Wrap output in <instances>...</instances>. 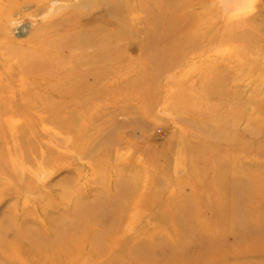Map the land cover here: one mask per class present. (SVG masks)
<instances>
[{"label":"rangeland","instance_id":"1","mask_svg":"<svg viewBox=\"0 0 264 264\" xmlns=\"http://www.w3.org/2000/svg\"><path fill=\"white\" fill-rule=\"evenodd\" d=\"M137 4L111 0V16ZM150 6L153 41L111 25L106 96L88 114L64 98L15 112L39 86L2 76L0 264H264V0ZM31 7L12 14L16 42L48 19ZM37 241L55 243L18 253Z\"/></svg>","mask_w":264,"mask_h":264},{"label":"bare ground","instance_id":"2","mask_svg":"<svg viewBox=\"0 0 264 264\" xmlns=\"http://www.w3.org/2000/svg\"><path fill=\"white\" fill-rule=\"evenodd\" d=\"M73 1L0 0V97H12L10 84L3 83L1 78L4 75L10 77L13 72H21L25 77H34L39 86V90L24 86L17 95L23 100L24 106L13 111L25 115L44 111L54 112L56 108L45 107V103L48 100L64 98L70 103H75L73 108H68L64 104L61 108L64 112L71 111L78 115L90 113L93 103L106 96L109 77L107 67L110 62L108 50L111 45L109 39L110 34L116 32L112 31L111 25L116 23L118 27H123L128 20V23L134 26L133 30L141 34L142 39L147 36L152 38V41L156 38V33L162 31L161 14L152 9L150 0H134L138 3L134 7L125 5L124 8H116L114 19L111 16V0H77L75 4ZM55 3H68L71 4V8L65 16L53 18L56 8L52 6ZM29 6L33 7L32 12L35 16L49 13L48 19L25 41L16 42L9 34L12 31V14L15 12L20 14L22 9ZM20 17L23 19L21 14ZM140 50L145 52L148 48L144 50L140 47ZM63 52L67 53L66 57H62ZM43 77H47L48 81L44 83L43 79L39 80ZM209 169L206 171L207 174H210ZM208 180L207 177L205 179L207 184ZM113 221L112 216L106 214L101 216L99 230L109 228ZM54 243L42 244L38 241L28 245L24 243L18 253L35 258L36 254L32 251L34 248H43ZM97 244H94L93 248ZM9 254L16 256L17 250Z\"/></svg>","mask_w":264,"mask_h":264}]
</instances>
